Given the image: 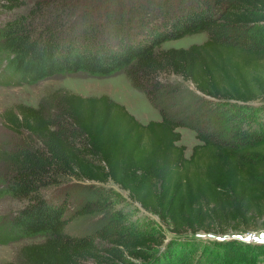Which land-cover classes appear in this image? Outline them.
Segmentation results:
<instances>
[{
  "label": "trees",
  "instance_id": "16d2710c",
  "mask_svg": "<svg viewBox=\"0 0 264 264\" xmlns=\"http://www.w3.org/2000/svg\"><path fill=\"white\" fill-rule=\"evenodd\" d=\"M199 31L202 41L163 45ZM2 53L17 83L123 70L162 114L145 122L108 92L65 87L8 109L0 195L25 202L0 242L44 239L5 264H245L219 240L195 257L183 234L264 218V0H36L0 26ZM181 125L199 139L189 155ZM109 180L174 235L130 218Z\"/></svg>",
  "mask_w": 264,
  "mask_h": 264
},
{
  "label": "rangeland",
  "instance_id": "374dc122",
  "mask_svg": "<svg viewBox=\"0 0 264 264\" xmlns=\"http://www.w3.org/2000/svg\"><path fill=\"white\" fill-rule=\"evenodd\" d=\"M36 0H17L16 5L13 0H0V26L15 15L26 12ZM14 4V5H13ZM207 37L206 31L188 33L177 38H170L163 42L164 46L188 45L194 41H202ZM7 58L3 53L0 54V144L9 141L16 135L12 128L6 123L5 113L8 109L14 108L17 103L25 102L38 105L42 98L49 95L55 89L68 88L83 94L108 92L116 99L125 103L127 107L134 112L142 121H148L151 118L161 117L162 114L155 106L146 92L136 87L125 71H119L109 75H94L86 71L57 73L45 77L36 82H14L7 81L9 72L7 67ZM173 79L181 78L173 73L170 76ZM182 131V137L179 142L187 145L186 153L189 155L192 146L199 141L194 128L181 125L178 127ZM24 135H28L24 132ZM64 184V183H63ZM119 197L118 206H122L129 217L141 223L144 227H157L166 231L167 235H174L171 225L165 222L157 213L146 209L138 201H135L129 195L124 187L113 180L103 183ZM65 186V184L63 185ZM57 187L51 186L45 190L47 194ZM60 191L61 189L58 188ZM25 199H21L12 194L0 195V222L2 227L16 210L22 206ZM193 241L192 245L198 247L194 252L195 257L202 255L210 256L215 253L214 241H224L229 254L237 262L245 264L264 263V218H261L258 225L250 228H229L226 231L198 230L187 231L183 234ZM252 235V236H251ZM44 239L42 235L26 236L18 240L9 242H0V264H5L8 260L17 258L20 247L27 242L39 241ZM259 243L258 247L245 245L246 243ZM260 247V248H259ZM261 251H257V249ZM140 264H147L140 261Z\"/></svg>",
  "mask_w": 264,
  "mask_h": 264
},
{
  "label": "crops",
  "instance_id": "0c3cea01",
  "mask_svg": "<svg viewBox=\"0 0 264 264\" xmlns=\"http://www.w3.org/2000/svg\"><path fill=\"white\" fill-rule=\"evenodd\" d=\"M157 118H161V117H157Z\"/></svg>",
  "mask_w": 264,
  "mask_h": 264
},
{
  "label": "built area",
  "instance_id": "2783aa9c",
  "mask_svg": "<svg viewBox=\"0 0 264 264\" xmlns=\"http://www.w3.org/2000/svg\"><path fill=\"white\" fill-rule=\"evenodd\" d=\"M252 236V235H251Z\"/></svg>",
  "mask_w": 264,
  "mask_h": 264
}]
</instances>
